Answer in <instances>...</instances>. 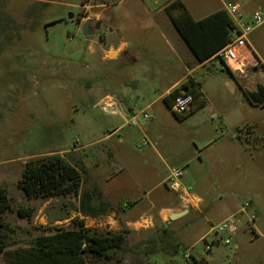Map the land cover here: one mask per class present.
I'll list each match as a JSON object with an SVG mask.
<instances>
[{"label":"rangeland","instance_id":"1","mask_svg":"<svg viewBox=\"0 0 264 264\" xmlns=\"http://www.w3.org/2000/svg\"><path fill=\"white\" fill-rule=\"evenodd\" d=\"M183 1L197 18L223 7L221 0ZM157 5L0 0V190L11 204L4 220L16 242L8 250L29 245L51 228L71 227L76 218L97 232L115 231L108 215L83 218L75 211L71 204H79L77 195L43 199L24 193L25 165L59 153L82 169L81 191L99 188L114 200H126L129 186L137 184L139 199L163 191L176 204L179 194L169 188V178L181 170L183 187L203 198L201 212L167 224L182 246L175 256L148 255L137 247L89 264H192L185 253L196 264H264V104H254L246 93L264 86V79L249 67V76L238 80L211 59L202 73L194 72L210 105L194 110V103V111L177 115L164 97L198 61L164 6ZM160 17L166 25L158 23ZM87 20L93 36L83 32ZM123 41L132 47L124 53L115 48L104 58L111 44ZM108 97L117 101L115 113L104 109L112 104ZM144 113L152 120L145 121ZM135 117L139 125L131 126ZM242 130L249 131L248 139L237 137ZM146 139L150 144H143ZM22 208L33 215L20 217ZM226 220L230 230L212 231ZM119 225L115 232L126 230V246L147 240L161 226L154 213L137 216L131 226ZM212 240L218 241L206 251ZM8 260L0 253V264Z\"/></svg>","mask_w":264,"mask_h":264},{"label":"trees","instance_id":"2","mask_svg":"<svg viewBox=\"0 0 264 264\" xmlns=\"http://www.w3.org/2000/svg\"><path fill=\"white\" fill-rule=\"evenodd\" d=\"M178 8L181 9V13L175 17L172 11ZM164 11L198 63L211 60L231 39L232 23L224 10L195 20L180 0H177L166 6ZM228 71L236 78L230 70ZM182 89L193 94L194 110L207 104L200 82L192 76L165 96L166 102L170 103ZM246 93L254 104H264V86ZM82 182V169L70 163L65 155L54 153L29 161L25 165L20 185L29 197L51 199L77 195L79 204H71L75 211L94 218L107 215L112 209L108 202L94 203L97 197L102 198L101 190L94 188L81 191ZM8 209H11V204L0 190V253L9 255L7 264H89L90 260L97 263L100 260H113L122 252L133 251L137 247H143L148 255L165 252L173 257L182 248L175 231L170 227L159 226L147 240L138 242L136 246H126V230L97 232L87 227L83 219L76 218L72 220L71 227L51 228L37 236L29 245L11 251L8 248L13 247L16 242L10 239L8 232L11 226L4 220V214ZM33 213L30 208L18 210L20 217H31ZM60 219L65 220L66 217ZM51 223L53 225L54 222ZM117 262L122 263V260L119 258ZM196 263L195 260L192 264ZM200 263L206 264V261L201 260Z\"/></svg>","mask_w":264,"mask_h":264},{"label":"crops","instance_id":"3","mask_svg":"<svg viewBox=\"0 0 264 264\" xmlns=\"http://www.w3.org/2000/svg\"><path fill=\"white\" fill-rule=\"evenodd\" d=\"M221 1L223 3V7L216 9L211 14H214L220 10L225 11V7L229 2H225L224 0H221ZM151 2L155 6H158L152 0H151ZM180 2L188 10V12L192 15V13L189 10V8L187 7L186 3L183 0H180ZM234 2H239L242 5L243 10L247 14L252 13L254 10L259 8V6L264 5V0H237ZM160 11L161 10L157 11L156 14L158 15L160 13ZM175 11H178V12L176 14H174ZM175 11L174 10L172 11V15L175 17L179 16V14L181 13V9L178 8V9H175ZM211 14H208L206 16H202L199 18L195 17L194 15H192V17L195 20H201V19H204V18L210 16ZM158 23H161L164 25L166 23L165 18H162V17L158 18ZM263 27H264V25L259 27L255 31H253L248 38V43H249L251 50L254 52L256 58L263 64V66H260L257 69H255V68L252 69L254 74L257 75L261 79H264V74H261V72L264 70V60L262 57L263 53H264V28ZM130 47H132V45L128 41L121 42V44L117 47L114 44H111L108 51H106L107 54L104 56V58L108 59V53H110L115 48H118L119 51L124 53ZM127 59L130 60V62H134L133 58H127ZM208 61H210V60H208ZM208 61H206L204 63H198V65L195 67V69L187 71L181 78L177 79L168 90L177 88L189 76H192L196 81H198L194 76V72L199 71L202 73L203 72L202 69ZM233 74L235 75L236 79L239 78V75L244 76V77L249 76V75L240 74V73H233ZM233 84L236 86V83L233 82ZM109 98L111 99L112 103L115 106H117V101L115 99H112L111 97H108V99L106 98L105 101H109ZM209 105H210L209 102H207V104L204 107L206 108ZM247 132H249V131L244 132L242 130V132L239 133L237 137H239L240 140L248 139L249 134ZM133 171H135V170L133 169ZM137 187H138L137 184H133L132 186H129L128 193L126 194V197H125L126 200H122L123 197L119 200H117V199L114 200L113 195L110 192H103L102 191V194L104 196L103 197L104 201L108 202L112 206V209L107 214L108 215L107 216L108 223H110V225H111L109 227L110 229H113L115 231L120 229L121 226L119 225V223H123L126 226H131L132 224H134L136 217L142 216V214H148V213L157 214L158 222L160 223V225L167 227V224L173 223L174 221H177L181 218L180 217V218H177L176 220H170L169 216L171 214L179 213V212H185V214L183 215L185 217V216L189 215L191 212H201V206H202L201 204L203 203V198L197 194H193L190 192V194L193 196L192 202L190 204H186V202H184L181 199L180 195H178L177 203L174 204L171 200H169L167 193H164L163 191H159L158 193L154 194L153 196H152L151 192H148L147 196L149 198L139 199L138 195L135 194V192H134V190ZM262 203H264V200H262ZM227 209L228 208H226V206L223 207L224 211H226ZM118 214L121 215L119 218L116 217V215H118ZM81 216L83 218L90 217L88 215H82V214H81ZM57 221H55V222H57ZM149 223H151L153 225V220L151 219ZM255 231H256V229H255ZM256 234L258 235V233H256ZM206 264H208L207 261H206Z\"/></svg>","mask_w":264,"mask_h":264},{"label":"built area","instance_id":"4","mask_svg":"<svg viewBox=\"0 0 264 264\" xmlns=\"http://www.w3.org/2000/svg\"><path fill=\"white\" fill-rule=\"evenodd\" d=\"M154 3L163 5L164 8L176 2L177 0H152ZM225 12L228 14L231 23V39L229 43L216 53L212 59H217L221 63L223 69L230 70L232 73H240L249 75V67L257 69L263 64L256 58L254 52L251 50L248 38L250 34L264 25V7H259L254 10L252 13L247 14L242 5L239 2H229L225 7ZM264 74V70L261 72ZM253 77V76H252ZM170 108L179 116L187 115L194 104L193 94L187 92L185 89L180 90V92L170 100ZM111 108L115 113V105L109 104L105 106L104 109ZM143 119L145 121L152 120V118L144 113ZM131 126H138L139 122L135 118L130 122ZM144 145L150 144L146 139L143 143ZM182 171H175L172 176L169 178L170 184L169 188L174 192L178 193L181 199L190 204L192 202L193 196L189 191L183 187L180 179L182 178ZM248 205V204H246ZM226 229L230 230L229 221L226 220L221 223L217 228H214L212 231L216 234L223 233ZM233 230V229H232ZM206 240V238H203ZM218 240H212L206 242L205 250L210 251L214 243ZM225 243H230L229 239L225 240ZM184 258L188 263H193L196 259L192 255L185 253ZM198 263V261L196 260Z\"/></svg>","mask_w":264,"mask_h":264},{"label":"water","instance_id":"5","mask_svg":"<svg viewBox=\"0 0 264 264\" xmlns=\"http://www.w3.org/2000/svg\"><path fill=\"white\" fill-rule=\"evenodd\" d=\"M89 25H90V20H87V21H86V25H85V29H86V31L89 29ZM89 34H90V33H87V35H89ZM184 214H185V212L174 213V214H171V215L169 216V219H170V220H175V219H177V218L182 217Z\"/></svg>","mask_w":264,"mask_h":264},{"label":"flooded vegetation","instance_id":"6","mask_svg":"<svg viewBox=\"0 0 264 264\" xmlns=\"http://www.w3.org/2000/svg\"><path fill=\"white\" fill-rule=\"evenodd\" d=\"M85 25H86V22L83 24L82 28H83V32L86 36H90V35H94L95 34V30L94 28L91 27V21H90V25H89V29L86 31L85 29ZM87 33H90L89 35H87Z\"/></svg>","mask_w":264,"mask_h":264},{"label":"bare ground","instance_id":"7","mask_svg":"<svg viewBox=\"0 0 264 264\" xmlns=\"http://www.w3.org/2000/svg\"><path fill=\"white\" fill-rule=\"evenodd\" d=\"M115 53V52H114Z\"/></svg>","mask_w":264,"mask_h":264}]
</instances>
